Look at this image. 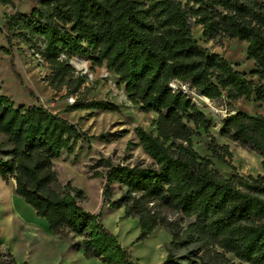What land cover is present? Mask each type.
I'll return each mask as SVG.
<instances>
[{
  "label": "trees",
  "instance_id": "1",
  "mask_svg": "<svg viewBox=\"0 0 264 264\" xmlns=\"http://www.w3.org/2000/svg\"><path fill=\"white\" fill-rule=\"evenodd\" d=\"M28 13L11 0H0L7 48L13 38H38L49 74V89L76 99L63 112L119 113L120 106L87 101L84 77L68 57H90L92 67H104L124 86L127 101L144 114L154 113L153 131L134 132L148 165L115 164L100 158L92 178L104 180L98 213L85 211L82 190L60 185L54 161L75 153L84 139L78 127L42 104L16 106L0 94V179L14 182V194L47 223V229L82 248L88 259L102 264H138L130 251L101 223V211L123 206L136 219L137 238L145 240L157 228L170 236L161 264H264V114L235 112L222 120L224 140L259 156L262 174L241 177L231 163L227 145L210 134L211 121L181 85L206 100L264 103V0H44L33 1ZM200 27L205 42L239 40L253 61L250 78L221 55L201 46L193 35ZM12 58V57H11ZM65 58V59H64ZM12 73L22 83L10 61ZM256 79V82L253 79ZM172 83H177L174 89ZM31 99L35 96L28 89ZM82 94V95H81ZM202 131L211 158L228 166L224 177L211 158L193 147ZM120 192L113 201V187ZM172 215V216H169ZM172 251H184L174 257ZM231 257V258H230ZM0 264H18L0 246ZM20 264H26L25 262Z\"/></svg>",
  "mask_w": 264,
  "mask_h": 264
},
{
  "label": "rangeland",
  "instance_id": "2",
  "mask_svg": "<svg viewBox=\"0 0 264 264\" xmlns=\"http://www.w3.org/2000/svg\"><path fill=\"white\" fill-rule=\"evenodd\" d=\"M34 0H13L15 7L22 13L30 12L35 5ZM0 5V27L3 25ZM193 35L199 44L213 53L221 55L248 78L254 70V63L247 59V44L239 40L215 39L205 42L200 27L193 28ZM12 58L0 51V94L7 96L16 106H32L42 104L53 113H59L63 118L75 124L83 133L84 139L78 141L75 153L68 155L63 152L54 161L60 185L70 184L84 193L86 201L80 206L87 212L96 214L100 210L101 191L104 180L92 178V174L101 171L97 168L100 158H109L115 164L134 165L150 164V158L143 152L135 136V128L141 127L146 132L154 130L152 121L156 114H144L139 107L132 106L124 92V86L118 84L114 74L104 67H92L90 57H68L69 64L84 77L87 101L103 100L120 106L119 113L76 111L65 114L63 110L71 105L65 97V90L55 92L47 86L44 78L49 74L41 53L44 49L40 39L34 38L25 42L22 38L12 39ZM0 48H7L4 35L0 31ZM13 60L16 71L22 83L12 73L10 61ZM65 59V58H64ZM256 82V79H253ZM176 88L177 83H172ZM192 101L211 121L210 134L218 145H227L232 153L231 163L236 174L241 177L262 174L261 160L258 155L247 152L218 134L223 119L235 112L248 115L264 114V103L240 100L229 103L225 96L220 100L209 101L198 96L193 89L181 85ZM28 89L32 90L35 98L31 99ZM82 95V94H81ZM192 138L194 149L203 157L211 158L206 149L209 138L200 130ZM212 159V158H211ZM213 168L224 177H230L231 169L216 159H212ZM13 181L9 184L0 179V246L3 252L13 256L20 264H102L97 259H88L82 248L74 249L68 238L51 233L44 219L36 216L35 212L25 202L12 197ZM120 192L113 187V201H119ZM172 216V215H169ZM101 223L104 228L117 238L119 244L130 251L132 260L138 264H161L166 258L165 247L170 242V236L163 228H157L145 240L137 241L140 234L138 222L126 218L123 206L109 209L104 206L101 211ZM174 257H183L184 251H172ZM231 258V257H230Z\"/></svg>",
  "mask_w": 264,
  "mask_h": 264
},
{
  "label": "crops",
  "instance_id": "3",
  "mask_svg": "<svg viewBox=\"0 0 264 264\" xmlns=\"http://www.w3.org/2000/svg\"><path fill=\"white\" fill-rule=\"evenodd\" d=\"M12 2H13V0H11ZM13 4H14V2H13ZM3 11H2V14H3V12L6 10V7H5V9H2ZM14 185V182H13V184H12V186ZM12 197H14L15 196V194H14V187H12Z\"/></svg>",
  "mask_w": 264,
  "mask_h": 264
},
{
  "label": "built area",
  "instance_id": "4",
  "mask_svg": "<svg viewBox=\"0 0 264 264\" xmlns=\"http://www.w3.org/2000/svg\"><path fill=\"white\" fill-rule=\"evenodd\" d=\"M171 87L175 89V87L172 84H171ZM184 92H185V90H184ZM73 101H74L73 99H70L71 104L73 103Z\"/></svg>",
  "mask_w": 264,
  "mask_h": 264
},
{
  "label": "water",
  "instance_id": "5",
  "mask_svg": "<svg viewBox=\"0 0 264 264\" xmlns=\"http://www.w3.org/2000/svg\"><path fill=\"white\" fill-rule=\"evenodd\" d=\"M35 2H41V1H44V0H34Z\"/></svg>",
  "mask_w": 264,
  "mask_h": 264
},
{
  "label": "bare ground",
  "instance_id": "6",
  "mask_svg": "<svg viewBox=\"0 0 264 264\" xmlns=\"http://www.w3.org/2000/svg\"><path fill=\"white\" fill-rule=\"evenodd\" d=\"M206 100V99H205Z\"/></svg>",
  "mask_w": 264,
  "mask_h": 264
}]
</instances>
